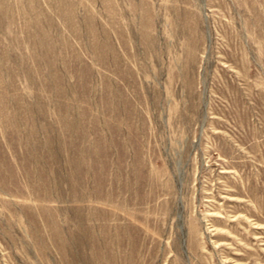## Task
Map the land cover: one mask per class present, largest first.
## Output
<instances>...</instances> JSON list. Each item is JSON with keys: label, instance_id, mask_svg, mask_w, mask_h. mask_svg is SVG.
I'll return each mask as SVG.
<instances>
[{"label": "rangeland", "instance_id": "obj_1", "mask_svg": "<svg viewBox=\"0 0 264 264\" xmlns=\"http://www.w3.org/2000/svg\"><path fill=\"white\" fill-rule=\"evenodd\" d=\"M0 264H264V0H0Z\"/></svg>", "mask_w": 264, "mask_h": 264}]
</instances>
